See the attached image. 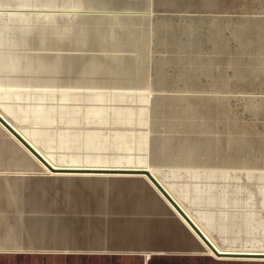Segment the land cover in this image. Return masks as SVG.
I'll return each instance as SVG.
<instances>
[{
	"label": "crops",
	"instance_id": "crops-1",
	"mask_svg": "<svg viewBox=\"0 0 264 264\" xmlns=\"http://www.w3.org/2000/svg\"><path fill=\"white\" fill-rule=\"evenodd\" d=\"M12 1L0 0V9L5 10L3 6ZM83 2L57 0L56 4L78 5ZM15 4L28 5V0H16ZM0 17L7 21L19 19L20 16ZM113 21L109 30L112 36L101 37L99 49L102 54L111 53L115 55L113 59H118L117 54L126 43H119L118 39L122 38H118L119 34L116 33L123 34L119 23H123L125 18H114ZM168 25L155 27L154 37L174 35V29ZM262 32L264 33V25L258 30L259 34ZM175 36L166 38L167 42L170 39V44H174L182 52L193 48L199 50L200 37L197 34H188L184 41L176 40ZM162 40L165 41L164 37ZM8 45L0 46V112L51 162L61 166L151 168L219 248L230 251L264 250L229 249L219 244L221 240L226 242L223 241L225 233L241 231L237 225L238 212L230 217L229 209L244 208L246 204L252 210L255 197L260 198L263 204V190H246L244 192L247 193V198H244L242 182L233 181L234 189L230 187L233 191H226V187L221 185H227V181H221L218 176L203 177L198 174L200 169L211 170V165H205V161L210 162L209 159L202 163L194 161V158L188 161L185 154L188 150L187 138H182L181 135L175 140L168 137L177 134L171 130V124L170 128L162 127L157 132L161 137L152 143L150 136L146 134V131H154L151 120L180 121L181 116L175 114H183L187 122L190 112L200 113L196 106L186 103L175 109L168 104L161 112L156 111V114L147 117L137 114V111L130 112L131 114H109V109L119 108L120 104H116L114 100L100 105V111H105V114H97L95 110L98 101H87L92 106L84 114L82 101H77L76 97L68 100L73 105V114H63L64 106L59 97H54L45 90L31 92L28 89L32 86L51 85L53 81H57L53 79L58 77L63 68L59 67V72L52 74L50 71L33 69L29 67L30 64L21 62L22 58L19 56L28 54L20 52L24 48ZM185 64V71L189 72V61ZM193 65L191 69L195 72L199 69L198 60L193 61ZM101 67L103 66L99 68ZM135 68L133 71L136 72L140 69ZM31 74L36 76L33 77L35 79L41 76L43 84L32 82L34 79L26 81L27 75ZM57 79L59 83L61 79ZM14 87H21V91H13ZM99 119L105 120V126H101V130L99 125L98 130L93 127ZM185 121V125L190 127ZM5 131L0 128V264H220L221 260L260 259L209 255L205 250L206 245L156 191L145 175L48 174ZM63 134L74 136V150L82 145L85 134V144H91L90 150L97 147L98 141V148L104 154L108 152L106 156H111L110 153L113 156L111 160H91L86 163L53 161L63 150ZM150 152L156 155V159L168 153L179 162L171 161L170 158L169 161H161L160 158L157 161L151 160ZM180 152H183L181 158L185 160L179 158ZM3 167L14 168L17 173L9 174L12 171H5ZM211 222L219 225L218 230L212 228ZM206 228H209L208 231Z\"/></svg>",
	"mask_w": 264,
	"mask_h": 264
},
{
	"label": "rangeland",
	"instance_id": "rangeland-1",
	"mask_svg": "<svg viewBox=\"0 0 264 264\" xmlns=\"http://www.w3.org/2000/svg\"><path fill=\"white\" fill-rule=\"evenodd\" d=\"M82 1L78 5H57V0H28V5L19 6L13 0L3 6L5 10L0 9V16H20L7 21L0 17V46L24 48L20 52L28 54L19 56L21 62L41 72L58 73L59 67L63 68L51 85L28 89L45 90L59 97L63 114H73V105L68 100L76 97L82 101L84 114L92 106L87 101H98L97 114H105L100 111V105L114 100L120 104L119 108L109 109V114L137 111L147 117L161 112L168 104L175 109L186 103L194 105L200 113L190 112L187 122L183 114H175L181 116L180 121L151 120L154 131H146L150 142L158 140L161 136L157 132L162 127L170 128L171 124V130L177 134L168 137L187 138L188 150L183 152L188 161L194 158L202 163L209 159L205 165H211V170L200 169L198 174L227 181V185H221L226 191H233L230 189H234L233 181L242 182L244 198H247L246 190L251 188L264 191V33H258L264 25V0ZM114 18H125L119 23L123 34L116 33L122 38L118 39L119 43H126L117 54L118 59H113L115 55L111 53L102 54L99 49L101 37L112 36L109 30ZM164 24L174 29L176 40L184 41L188 34H197L199 50L182 52L170 44V39L167 42L166 38L174 36L171 34L163 35L165 41L158 35L155 38L153 29ZM196 60L199 69L193 72L191 67ZM187 61L189 72L185 71ZM135 67L140 69L133 71ZM33 77L36 78L27 75L26 81L34 79L32 82L43 84L41 76ZM57 78L61 79L59 83ZM20 88L12 90L21 91ZM104 124L105 120L99 119L93 127L97 129L99 125L101 130ZM72 135L61 136L63 150L53 161L111 160L113 153L106 156L108 152L104 154L99 149L98 141L97 147L90 150L91 144H85V134L82 145L74 150ZM183 152L178 154L185 160L181 158ZM155 156L150 152L151 160L179 162L168 153L157 159ZM3 169L11 170L9 174L17 173L14 168ZM253 202L252 210L246 204L244 208L229 209L230 217L238 212L237 225L241 231L225 233L226 242L221 240V247L264 249V201L262 204L255 197ZM211 226L219 228L212 222ZM220 262L264 264V261L248 260Z\"/></svg>",
	"mask_w": 264,
	"mask_h": 264
},
{
	"label": "bare ground",
	"instance_id": "bare-ground-1",
	"mask_svg": "<svg viewBox=\"0 0 264 264\" xmlns=\"http://www.w3.org/2000/svg\"><path fill=\"white\" fill-rule=\"evenodd\" d=\"M0 115L30 144V146L35 149V151L44 159L47 161V163L53 168V169H57V170H125V171H139V172H143V171H148L151 173V175L155 178V180H157V182L160 184V186L163 187V189L167 192V194H169V196L172 198V200L179 206L180 209H182L185 214L196 224V226L199 228V230L206 236V238L212 243V245L218 250L220 251L222 254H234L233 256L235 258H260V259H255V260H248V261H264V250L263 251H255V250H238V251H230V250H225L222 248H219L217 245L214 244V242L206 235V233L204 232L203 228L200 227L198 225V223L194 220V218L192 217V215L189 213V211L182 205L180 204V202L178 201V199L171 193V191L165 186V184L158 178V176L153 173V170L151 168L148 167H142V168H134V167H79V166H61L60 164H54L53 162H51L49 160V158H47V156L41 152V150H39V148L36 147V145L30 141V139L24 135L18 128H16L14 126V124H12V122H10L3 114L2 112H0ZM0 128H2L4 131L5 129L3 128L2 125H0ZM7 132V131H5ZM8 133V132H7ZM9 134V133H8ZM10 135V134H9ZM11 136V135H10ZM12 139L16 142V144H18V146H20V148H22V150H24L32 159L37 160L35 157H33L13 136H11ZM38 161V160H37ZM39 162V161H38ZM40 163V162H39ZM40 165L42 166L43 170L48 173L49 171L40 163ZM94 172V171H93ZM74 174V173H72ZM78 175H94L95 173H76ZM157 191V190H156ZM166 201V200H165ZM167 202V201H166ZM168 203V202H167ZM182 218V217H181ZM183 220V218H182ZM185 222V221H184ZM201 240V239H200ZM202 241V240H201ZM203 242V241H202ZM204 243V242H203ZM206 245V244H204ZM205 250L206 252L211 255V256H216L214 255V252L208 248V246H205ZM239 255L243 256V257H239ZM238 256V257H236ZM233 257V258H234ZM235 260V259H233Z\"/></svg>",
	"mask_w": 264,
	"mask_h": 264
},
{
	"label": "water",
	"instance_id": "water-1",
	"mask_svg": "<svg viewBox=\"0 0 264 264\" xmlns=\"http://www.w3.org/2000/svg\"><path fill=\"white\" fill-rule=\"evenodd\" d=\"M0 124L33 156L35 157L49 172L59 173H139L145 175L149 182L159 192V194L168 202V204L175 210V212L183 218L188 226L194 231V233L210 248L214 255L222 257H234V254H222L218 251L212 243L206 238V236L199 230L196 224L185 214V212L179 208V206L172 200L162 186L155 180V178L148 171H125V170H57L53 169L46 160H44L30 144L0 115ZM94 171V172H93ZM238 257V256H236ZM239 257H243L239 255Z\"/></svg>",
	"mask_w": 264,
	"mask_h": 264
}]
</instances>
